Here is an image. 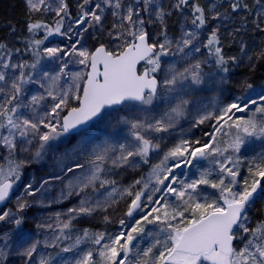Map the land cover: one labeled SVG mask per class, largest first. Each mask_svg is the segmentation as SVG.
I'll return each mask as SVG.
<instances>
[{
    "label": "snow or ice",
    "instance_id": "1",
    "mask_svg": "<svg viewBox=\"0 0 264 264\" xmlns=\"http://www.w3.org/2000/svg\"><path fill=\"white\" fill-rule=\"evenodd\" d=\"M24 6L22 47L0 37V264H264V88L232 75L264 60L243 39L264 34V0ZM98 125L124 142H95ZM49 153L58 171L28 175ZM72 197L25 231L30 209Z\"/></svg>",
    "mask_w": 264,
    "mask_h": 264
},
{
    "label": "rangeland",
    "instance_id": "2",
    "mask_svg": "<svg viewBox=\"0 0 264 264\" xmlns=\"http://www.w3.org/2000/svg\"><path fill=\"white\" fill-rule=\"evenodd\" d=\"M22 1L24 2V0H22ZM176 20H177V17L172 16L168 21L170 34L178 31L179 26H178V24L175 23ZM37 34L42 36L43 33L37 32ZM255 35L258 37L257 39H256V37H254ZM237 39H239V38H237ZM243 39L245 42H248V45L251 48L250 54L258 52L261 49V47L264 46V34L253 31L252 29L248 30L247 35H245L243 37ZM50 40H51V44L49 46H55L58 44L63 46V44L61 42V38H59V37H53V38H50ZM259 42H260V45H258ZM46 43H48V42H46ZM225 47L226 48L229 47V41H227V40H225ZM236 51H237V47L233 46L230 54H235ZM247 64H248V61H247V58H245L244 63L239 68H236V69L245 68V69L249 70L250 68L254 67L255 62L253 61L252 67H247ZM70 70H72V71L78 70V67L77 66H70ZM232 75H233L234 79H243V78L247 77L250 80V78L248 77V75L245 72H243V73L238 72L237 74H232ZM254 86L256 87L257 91L261 90L262 88H264V80L261 81L259 84H256V85L254 84ZM183 126L185 128H187L188 124L184 123ZM194 131L196 133V136L200 135L199 130H194ZM92 134L96 137L95 142H100V141H103L105 139L110 138L112 143L119 144V143L124 142V137H126L127 131H126V129L122 130L120 128H112V127H105L104 125H98L96 127V129H94ZM72 143L74 144L75 141H73ZM71 147H72V144H69L68 148L70 149ZM62 150H63V146H61V151ZM58 155H59V153H57L56 155L49 153L43 161L31 165L27 170V174L31 175V176H35V177H40V176H44L46 173L58 171V168L56 167V165H57V158L56 157ZM153 162H158V159L156 157H153ZM140 171L146 172L147 166H141V168L137 171H133L131 169H128L126 172L122 173L121 176L115 177V178L120 180L122 184H127L128 182H130L131 179L138 178ZM183 174H184L183 169L177 171L178 176L183 177ZM189 177L190 178L195 177V169L192 170V172L189 174ZM60 187H61V185L59 183H56L52 187L51 192L47 194L48 200H51L58 195ZM19 191H20V189H17V193H19ZM77 202H78V198L72 197L69 200H65L63 202L53 204L51 208H43V209H39V210H37L35 208L30 209L29 212L27 213L28 224H27L25 231L28 232L29 235L35 237L36 236V230H35L34 225H35L36 220L43 219L47 215L54 213V212L66 211V209L68 207L74 206ZM255 210L256 209L253 210V214H254ZM80 226L91 228L93 231L104 230V228H105V226L103 224H101L98 219L83 221ZM116 227H117L116 225L107 226L109 231L116 230ZM37 238L42 239V236L37 237ZM45 251H51V250L49 249V250H45ZM63 256L65 259L71 258V254H63ZM16 264H19V261H16Z\"/></svg>",
    "mask_w": 264,
    "mask_h": 264
},
{
    "label": "trees",
    "instance_id": "3",
    "mask_svg": "<svg viewBox=\"0 0 264 264\" xmlns=\"http://www.w3.org/2000/svg\"><path fill=\"white\" fill-rule=\"evenodd\" d=\"M251 2V0H250ZM26 20L25 6L22 0H0V37H6L7 40L16 47H22V42L17 40V36H23L24 32V21ZM46 22L51 23V20H46ZM10 26L15 28L16 35L10 33ZM40 33V32H39ZM37 38L41 35L36 33ZM258 38L256 35L254 36ZM93 43L91 40L88 44ZM248 44V42H246ZM260 45V42L259 44ZM254 67L249 70L245 68L233 70L232 74L236 72H245L250 78L251 82L259 84L264 80V60L256 59L254 60ZM235 71V72H234ZM191 179L190 177H188ZM264 206V199L257 202L256 210L254 215L258 214L257 210Z\"/></svg>",
    "mask_w": 264,
    "mask_h": 264
},
{
    "label": "bare ground",
    "instance_id": "4",
    "mask_svg": "<svg viewBox=\"0 0 264 264\" xmlns=\"http://www.w3.org/2000/svg\"><path fill=\"white\" fill-rule=\"evenodd\" d=\"M238 72H236V74H237ZM241 73H243V72H241Z\"/></svg>",
    "mask_w": 264,
    "mask_h": 264
}]
</instances>
